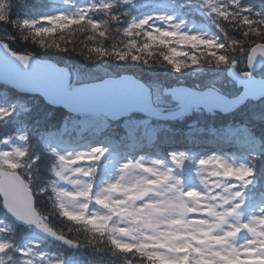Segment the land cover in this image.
Masks as SVG:
<instances>
[{"label":"snow or ice","instance_id":"1","mask_svg":"<svg viewBox=\"0 0 264 264\" xmlns=\"http://www.w3.org/2000/svg\"><path fill=\"white\" fill-rule=\"evenodd\" d=\"M210 2L219 3L220 0ZM229 2L230 7L222 5L212 8L210 15L216 14L225 21L240 20V26L244 29L243 39H230L228 43L248 53L246 59L250 70L241 73L245 94L264 96V81L255 79L251 71L258 56H264V20L253 17L264 16V12H255L251 8L243 7L241 0ZM65 19L68 24H61L60 21ZM166 19L171 21L173 17ZM47 21L54 27H43L36 35L50 34L56 27H69L71 24L82 22L83 18L77 20L61 15L48 17ZM24 23L31 25L34 22L25 20ZM147 24L149 20L142 19L129 26L126 32L132 35L133 28L142 29ZM91 26L96 29L100 25L99 22H93ZM216 26L221 32H225L222 24ZM180 27L176 25L175 30L153 29L146 33L149 43L145 47H169L173 43L181 47H225V44L219 43L217 39L182 32ZM0 49L7 54L5 60L10 56L21 61L25 69L32 67L29 57L19 56L7 44H0ZM184 54L173 49L172 55L166 59L180 70L186 65L176 62L173 58ZM214 55L217 63L228 62L227 57L219 53ZM192 63L198 64L199 60L192 57ZM44 68L45 66L37 64L32 67V71L39 72ZM17 73L19 80L29 81L27 72L17 69ZM15 111V105L0 106V118L4 115L10 116ZM21 139L27 137L22 136ZM104 151L97 147L90 152L61 154L58 159L62 170L57 171L56 175L67 180L69 178L65 173L72 170L90 178L97 169L77 165L95 164L101 160ZM27 155L28 153L20 148H15L12 152H0V204L16 219L35 224L69 245H79L78 242L58 234L45 222V217L38 210L32 181L20 171L25 167L23 160ZM185 159L183 153L174 154L172 157L173 163L179 167H183ZM200 166L210 177L203 181L210 185L206 192L196 189L182 190V180L175 178L171 169L163 170L129 160L120 166L119 179L107 183L100 190H94V184L86 180L76 181L74 190L53 187L56 206L60 215L68 221L86 225L100 236L117 233L109 237L114 252L138 256L143 264H264V208L250 221L237 224L232 222L231 218L241 216L244 192L236 190L230 193L229 187H223L222 192L215 191L222 188V182L225 180H235L240 186L246 187L252 183L254 169L244 164L237 166L219 157L201 160ZM133 169H139L143 175L126 182L125 177ZM231 187L236 188L237 185L233 184ZM93 204L102 211H92ZM114 220L119 226L113 224ZM242 231H246L250 236L243 243H239L237 238ZM12 247L10 242L0 240V264H4V254ZM21 252L24 256L36 254L32 248ZM28 264H32V261L29 260Z\"/></svg>","mask_w":264,"mask_h":264},{"label":"trees","instance_id":"2","mask_svg":"<svg viewBox=\"0 0 264 264\" xmlns=\"http://www.w3.org/2000/svg\"><path fill=\"white\" fill-rule=\"evenodd\" d=\"M217 4L218 7L231 6L229 0H220ZM58 5L55 0H0V26L10 35V38L1 40L17 54H29L39 59L50 60L60 66H68L70 70L77 67L102 66L117 75L132 74L145 83L160 81L165 89L176 85L196 88L197 84H203L205 80L226 72L229 65L244 53L228 43L230 39H243L244 29L240 26V20L225 21L216 15V25L222 24L225 32H221L217 26H214L211 28V33L213 38L219 43H224L225 47L223 49L209 46L190 47L188 60L183 61L185 58L183 55L173 58L176 62L186 65L177 70L173 63L166 59L172 55V50L175 49L174 44L169 47H145L149 43L146 38L148 24L142 29L133 28L132 35L127 34L126 29L138 23L137 19L141 11L133 6L125 5L122 0H114L106 11L93 14L100 25L96 29L91 26L93 21L84 18L82 22L71 24L69 27H56L50 34L36 35L39 29L46 27L45 17ZM241 5L255 12H264V0H241ZM253 19L264 20V16L253 17ZM25 20L34 23L25 25ZM192 52L199 60L198 64H194L195 66L188 63ZM215 53L227 57L228 62L217 63ZM12 105H15L16 111L10 116L4 115L0 118V144L4 138H15L19 133L27 137L21 141L22 149L28 155L23 160L25 167L20 171L32 181L37 207L53 229L79 244L76 250L66 247H60V249L65 251L67 256L98 257L105 264H143L138 256L114 252L109 239L112 233L100 236L86 225L68 221L59 213L53 187L61 189L63 181L56 175L57 171L62 170L58 159L61 153L56 146H61L64 140L77 136L69 114L61 108L47 105L38 96L22 94L0 84V106L11 107ZM191 116L186 119L190 120ZM239 117L217 112L209 116L214 125L249 121ZM177 122L172 124L176 125ZM64 123L68 126L65 131L62 129ZM253 130L264 141V121L255 123ZM55 133H61V138L52 144ZM171 134L172 132L168 129L160 130L157 134L158 146L165 139L170 138ZM106 136L114 137L117 146H125L128 149L135 142L145 138L143 129L131 135L119 124L110 125L100 138ZM113 153L109 152L108 161L104 162L106 164L108 162V169L102 170L99 167L89 178V182L94 184V190H100L109 181L106 176L112 168L110 164L115 156ZM248 157L250 161L248 164L254 169L255 185H263L264 152L249 154ZM98 164L102 165L101 161ZM0 220L8 222L11 226V232L0 235L3 241L13 245L4 254L5 264L6 258H12L13 261L18 259L20 255L18 248L30 230L14 224L2 204H0ZM45 243L50 244L51 249L55 247L52 243Z\"/></svg>","mask_w":264,"mask_h":264},{"label":"rangeland","instance_id":"3","mask_svg":"<svg viewBox=\"0 0 264 264\" xmlns=\"http://www.w3.org/2000/svg\"><path fill=\"white\" fill-rule=\"evenodd\" d=\"M156 1H161V0H144L138 5L148 7ZM105 3L106 1H102V4H105ZM68 4H70V1H68ZM164 5H166L167 7H172L173 5H179L180 8H183V7L194 8L195 10L200 12V14L203 16V20L210 21V23H212L213 21L211 18L212 14L210 15V12L212 8H216L215 5H211L208 8H206L205 4L201 2L200 0H166V2L164 4H161L160 6L163 7ZM161 17H165V19H161ZM167 17H173V19L169 21L168 19H166ZM145 19L152 21L150 25L151 31H153V29H170V30L173 29L175 30L176 25H180L181 26L180 31L182 32H188L191 34H200L208 38L207 36L208 29L205 25L201 29L199 26H194L190 24L186 25V21L176 14H172L169 12L161 13L159 11H153L150 13V15H147ZM8 38H10V35L3 29L2 26H0V39H8ZM176 47H177V50L185 53L183 55L185 56V58H183V61L188 60V53H187L188 51L185 49L182 50L181 49L182 47L178 44H176ZM192 57H196V55L191 54L189 58L190 61H188V63L191 65H194L192 63ZM241 61H242V64L240 65V67L243 69L246 67V56L243 57ZM116 75L117 74H115L113 71L108 70L102 66H95L94 68L78 67L72 71L71 80L73 83L91 82V81L95 82V81L102 80L106 77H110V76L115 77ZM257 75L259 77H263L264 71H261ZM150 84L152 88L151 101H152L153 106L172 107L175 105L172 99L164 93L163 83H161L160 81H157V82H152ZM220 84L226 85L227 89L230 90V92H227V94L232 93L231 95H236L239 93L237 90L234 89L233 82L226 76V74H220L216 76L215 78H209L205 80L202 85L201 84L198 85V87L200 90H203L209 86L214 87L216 89H220L219 87ZM244 107H245L244 110L242 111L239 110L237 112L240 117L246 118L247 116H250L252 119H255V120L264 119V100H261L256 103L249 102ZM192 110L194 112L192 113L193 117L187 123V127L185 131L188 130L190 133L194 131L205 130L204 129V127H206L205 125L212 124L211 119L207 116L206 112H204L202 108L192 109ZM110 122L111 121L104 116L97 117V118L95 117H82V118L75 117L74 119V124L75 126L78 127V131L80 133L84 132L87 129H89L90 131L96 132V133L102 132L109 126ZM194 122H198V123H194ZM163 123L162 122L152 123V122L144 120L143 117H140L134 114L121 119V125L130 134L134 133L139 127H146L148 134H149L147 139L150 142H152L151 144L155 142L156 132L162 128ZM192 124H195V125H192ZM225 127H222L221 129L218 128L219 130L212 127L211 129H209V131L223 139H231L232 137H235L237 139L238 145L247 144L250 148H257L260 145L259 138L254 134V132L250 129V127H247L246 124L240 123L236 126H225ZM58 138H59V135H56L55 139H58ZM13 141L14 140H8V141L6 140V145L0 147V152H9V148H11L14 145V142L16 143V141L14 142ZM77 145H80V143L78 142L77 144H75V147L73 146L74 148L72 147V149L66 148L65 155L68 153L75 154L80 151L90 152L79 146L76 147ZM153 145H155V143ZM14 146L15 148H20L18 144ZM214 149L215 148H208V146L207 148H203L202 145H197V146L187 145L185 148L184 147L180 148L178 146H175L174 148L167 147V148L161 149V158H157L156 154L148 155V157H145L144 153H141L138 151L135 152V154L128 153L129 155L126 152H121L120 157L117 160L118 168L120 169V166L124 162L131 160V161H136L140 164H147L151 167H159L163 170H169V169L172 170L173 167L175 168L177 167L179 169L185 170L187 169L189 161L194 156H198L197 159L199 160V162L201 160H207L213 157H219L237 166L242 164L241 162L240 163L234 162V159L231 156V153L233 152L232 150H235L234 147L229 148V150L226 152H218V151H215ZM198 150H202V151L201 153L196 154V151ZM179 153H183L186 158L183 164V167H179L175 165L172 160L173 155L179 154ZM77 166L84 167L82 165H77ZM118 173L119 174L111 181H115L119 179V176L121 174L119 170H118ZM172 174L174 175L175 178L180 179L178 174H176L174 171L172 172ZM65 175L69 179L67 180L63 179L65 182L64 189L74 190L75 182L79 180H84L81 174L74 173V171L72 170L65 173ZM142 175L143 173L139 169H133L132 171L129 172L128 176L125 177V181L126 182L133 181ZM205 178L210 179V177H208V172L202 169L200 166L198 170V174L196 175L195 179L191 180L189 182V185L185 186L184 191L193 190V189H196L202 192L208 191L210 185H206L203 182ZM233 184L238 185L235 180H231L229 182L223 181L222 188L217 189L215 191L222 192L223 187H229V192L233 193L236 191V188L231 187V185ZM76 203H80V202H76ZM255 208L256 210L251 209L249 211L250 213L248 214L244 222H248L252 219V217L260 214V209L264 208V201H261L260 203L259 202L256 203ZM92 211H102V210L98 209V206H94L92 208ZM231 220L232 222L237 223V217H233L231 218ZM116 226H119V224L117 223ZM136 235H140V234L136 233ZM249 236L250 234H248L246 231H243L241 236L237 238V242L243 243L247 238H249ZM40 246H41L40 242L37 240H31L30 242H28L21 250L32 248L36 254L33 256L22 255L23 257H22V261L20 264H28L29 260L32 261V264H45V262H48V259L46 258V252L44 249H41ZM59 256L60 255L57 253V257Z\"/></svg>","mask_w":264,"mask_h":264},{"label":"water","instance_id":"4","mask_svg":"<svg viewBox=\"0 0 264 264\" xmlns=\"http://www.w3.org/2000/svg\"><path fill=\"white\" fill-rule=\"evenodd\" d=\"M0 44L4 43L0 42ZM6 56L7 54L0 49L1 83L7 84L20 92L39 94L48 104L54 107H61L75 115L95 117L105 115L116 121L134 112H140L147 116L167 121L185 116L192 108L199 109L202 107L208 112L219 110L223 113H229L235 111L247 100L257 101L264 98V96H249L245 94V87L241 83L242 76L236 70V63L231 67L228 75L237 81L239 86L243 87V91L239 96L229 99L213 89L199 92L180 86L165 91L166 94L173 96V99L178 104L176 107L172 109H155L150 105L149 87L142 81L137 80L133 75H123L118 78H107L100 82L77 85L70 90L68 87L69 71L67 68L60 67L51 61H43L35 57L26 56L30 58L32 67L37 64L45 66L44 70L34 72L32 67L25 69L21 61L10 56L5 60L4 57ZM263 65L264 56H258L251 71L254 73ZM17 69L28 73V82L18 79ZM7 212L18 224L26 227L34 226L35 233L51 240L62 241L35 224L22 222L16 219L8 210Z\"/></svg>","mask_w":264,"mask_h":264}]
</instances>
